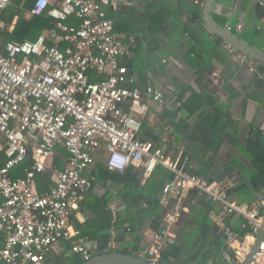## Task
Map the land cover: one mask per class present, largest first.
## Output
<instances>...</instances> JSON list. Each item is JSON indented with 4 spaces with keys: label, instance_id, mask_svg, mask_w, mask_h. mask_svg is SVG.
Segmentation results:
<instances>
[{
    "label": "built area",
    "instance_id": "2783aa9c",
    "mask_svg": "<svg viewBox=\"0 0 264 264\" xmlns=\"http://www.w3.org/2000/svg\"><path fill=\"white\" fill-rule=\"evenodd\" d=\"M10 3L0 0V11ZM117 5V0H35L29 15L47 10L56 25L22 42L3 41L15 21L0 20V136L5 139L0 142L5 158L0 164V262L41 264L62 243L84 261L93 255L77 237L73 218L93 179L86 174L99 157L116 172L131 164L146 177L161 165L174 174L163 187L165 213L151 235L145 256L150 264H159L161 251L176 243L175 224L189 207L191 189L221 204L224 215L244 218L247 232L233 247L238 264L264 226V199L252 207L237 204L229 194L231 183L209 184L178 158L139 138L142 121L136 114L144 112L146 102L161 104L165 97L156 85L137 84L122 62L132 54L135 39L115 31L107 10ZM69 17L78 24L66 23ZM226 47L250 72L256 71L255 59ZM58 146L68 153L64 168L54 165ZM28 158L31 164L23 175L13 176ZM49 169L53 184L40 191L36 178ZM220 224L225 227L223 220ZM249 264H264V239Z\"/></svg>",
    "mask_w": 264,
    "mask_h": 264
},
{
    "label": "crops",
    "instance_id": "0c3cea01",
    "mask_svg": "<svg viewBox=\"0 0 264 264\" xmlns=\"http://www.w3.org/2000/svg\"><path fill=\"white\" fill-rule=\"evenodd\" d=\"M205 1L117 0V7L109 8L107 14L116 32L135 39L132 54L124 58L129 73L137 84L151 83L164 93V103L148 101L144 112L136 114L142 121L139 138L165 153L169 151L209 184L231 183V199L252 207L264 199V64L257 61L256 71L250 72L238 62L237 54L228 52L227 43L211 33L202 20ZM197 6L200 17L193 20ZM263 10L264 0H216L211 19L264 54ZM124 108L127 110V105ZM0 142L4 143L1 136ZM108 189L110 209L113 213L122 211L124 204L117 188ZM106 190L98 183L92 192L101 196ZM86 217L80 210L73 226L74 220L83 223ZM228 217L239 220L229 225ZM243 225L242 216H226L221 204L198 197L175 224L182 254L167 264H199L201 254L208 249L214 255L203 264H237L229 251L234 254L233 247L245 236ZM74 229L93 254L100 252L96 241L78 236V229ZM221 231L226 237L219 234ZM152 232L147 227L140 236H128L123 229L112 227L108 250L126 248L145 258ZM216 244H221L219 250ZM193 245L204 248L199 252ZM2 246L0 238V249ZM71 255L62 243L41 264H71Z\"/></svg>",
    "mask_w": 264,
    "mask_h": 264
},
{
    "label": "trees",
    "instance_id": "16d2710c",
    "mask_svg": "<svg viewBox=\"0 0 264 264\" xmlns=\"http://www.w3.org/2000/svg\"><path fill=\"white\" fill-rule=\"evenodd\" d=\"M34 2L35 0H11V3L0 11V20L7 23L15 21L13 30L8 31L6 29L4 31L3 41L22 42L24 40H35L43 31L55 27L56 21L48 16L47 10L41 15H29V11L33 8ZM108 10L107 13L109 12ZM200 12V7H195L192 19L199 18ZM65 22L68 24H78V20L74 17H69ZM218 39L220 38L218 37ZM122 62L129 70V65L124 59ZM3 141L5 142L4 138ZM166 154L169 157L171 156L169 151H166ZM67 159L68 153L65 148L58 146L54 161L55 167L64 168ZM4 162L5 158L2 154L0 155V164ZM30 164L31 161L28 158L14 170L13 176L23 175L24 168ZM51 176V169L37 176L36 181L40 191L46 190L53 184ZM88 177H92L93 179L90 181L89 189L85 191V199L80 206V210L87 217L83 223L74 220V226L78 229V236L87 237L91 241H96L98 251H108L109 232L112 227L123 229L124 232H128L129 234L136 233L138 236L142 235L147 227L153 231L160 228L162 217L165 213V206L161 203L163 187L165 183L174 178V174L170 170L159 165L148 176L144 177L141 168L131 164L124 171L116 172L109 170L100 162H95L91 167V172ZM98 183L107 188L106 192L101 196H97L92 192L94 186ZM110 186L117 188V196L124 204L122 211L113 213L109 207L111 191L108 188ZM230 191L231 189L229 190V194ZM198 197L196 189H191L187 200L189 206H193L191 200L193 198L197 199ZM232 218H227L229 225L239 220L232 221ZM219 234L221 236L223 234L226 237L223 231L219 232ZM220 245L216 244L217 250H219ZM67 246L69 247V245ZM192 248L202 252L204 246L193 245ZM111 250L132 254L126 248H113ZM229 253L234 256L231 251ZM181 254L182 248L175 243L161 251V260L164 264H167L171 259L176 261ZM73 255L75 256V260L71 264H81L84 261L78 255ZM213 255L214 252L208 249L207 252L201 254L199 264H203Z\"/></svg>",
    "mask_w": 264,
    "mask_h": 264
},
{
    "label": "water",
    "instance_id": "95a60500",
    "mask_svg": "<svg viewBox=\"0 0 264 264\" xmlns=\"http://www.w3.org/2000/svg\"><path fill=\"white\" fill-rule=\"evenodd\" d=\"M216 0H206L202 12V20L206 25L207 29L220 37L226 43L232 45L235 49L240 52L245 53L249 57L255 59L256 61L264 64V54L253 48L252 46L242 42L240 39L235 37L232 33L227 30L218 27L211 19V10L213 4ZM264 239V226L263 228L256 234L255 242L251 247L250 253L247 257L241 261L239 264H249L257 251L259 250V246ZM81 264H150L146 258L137 256L134 254L123 253L113 250L108 251H100L96 254H93L88 260L83 261ZM159 264H163L161 260Z\"/></svg>",
    "mask_w": 264,
    "mask_h": 264
},
{
    "label": "rangeland",
    "instance_id": "374dc122",
    "mask_svg": "<svg viewBox=\"0 0 264 264\" xmlns=\"http://www.w3.org/2000/svg\"><path fill=\"white\" fill-rule=\"evenodd\" d=\"M100 152L103 154V152H102V150H100ZM101 156V155H100ZM101 159V160H100ZM103 162V159L102 158H99V157H97V159H96V161L95 162ZM133 234H129L128 233V236H132ZM68 260L71 262V263H73V261L75 260V256H73V255H71L69 258H68Z\"/></svg>",
    "mask_w": 264,
    "mask_h": 264
}]
</instances>
